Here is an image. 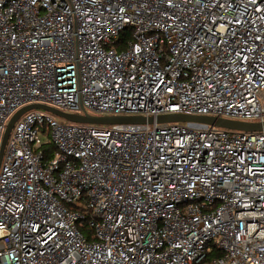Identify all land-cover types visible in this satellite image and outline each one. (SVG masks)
Wrapping results in <instances>:
<instances>
[{
    "label": "built area",
    "instance_id": "2783aa9c",
    "mask_svg": "<svg viewBox=\"0 0 264 264\" xmlns=\"http://www.w3.org/2000/svg\"><path fill=\"white\" fill-rule=\"evenodd\" d=\"M33 103L264 122V0H0V147ZM0 264H264V129L26 111Z\"/></svg>",
    "mask_w": 264,
    "mask_h": 264
},
{
    "label": "water",
    "instance_id": "95a60500",
    "mask_svg": "<svg viewBox=\"0 0 264 264\" xmlns=\"http://www.w3.org/2000/svg\"><path fill=\"white\" fill-rule=\"evenodd\" d=\"M31 109H43L57 116L63 117L69 121L93 123V124H129V123L133 124V123H153L155 121L159 123H163V122H181V121L195 120V121L216 125L219 127L234 129V130L256 131V130L264 129V122H247V121H239V120H232L226 118H217L207 115H188V114L172 113V114L159 115L156 118L154 117L146 118L144 116H138V115H130V116H95L90 114L80 115V114L64 112L46 104L33 103L19 109L10 119L0 147V163L4 154V150L8 138L10 136L11 130L15 122L19 119V117L23 113Z\"/></svg>",
    "mask_w": 264,
    "mask_h": 264
},
{
    "label": "trees",
    "instance_id": "16d2710c",
    "mask_svg": "<svg viewBox=\"0 0 264 264\" xmlns=\"http://www.w3.org/2000/svg\"><path fill=\"white\" fill-rule=\"evenodd\" d=\"M123 35H128V32L127 33H123ZM53 149H54V146L53 145H47L45 147V151L47 153V155L51 154V152H53Z\"/></svg>",
    "mask_w": 264,
    "mask_h": 264
}]
</instances>
